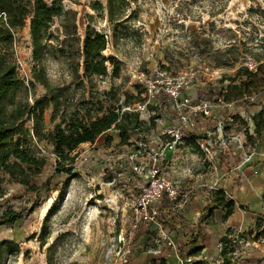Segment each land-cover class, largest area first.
<instances>
[{"label": "rangeland", "instance_id": "obj_1", "mask_svg": "<svg viewBox=\"0 0 264 264\" xmlns=\"http://www.w3.org/2000/svg\"><path fill=\"white\" fill-rule=\"evenodd\" d=\"M60 1L65 8L76 11L82 39L87 24L106 35L108 44L103 55L116 62L115 76L113 66L107 63V76L94 80L93 101L101 102L106 110L109 93L119 114L137 113L138 121L128 131L126 143H120L118 130L110 129L106 133L112 139L109 144L105 136H100L93 144H83L71 153L74 171L63 199L47 221L44 217L52 202L58 201L56 189L66 175L62 168L55 172L51 147L33 142L35 152L48 158L42 175L32 180V184L41 186L40 190L31 192L7 177L0 185V214L4 209L23 210L21 219L0 226V239L10 238L18 248L15 252L12 246L11 252L4 253L3 264H48L50 247L51 264H116L118 238L128 236L134 202L147 183L139 161L150 160L159 149L163 153L170 139L163 133L170 127L183 128L187 137L211 135L212 158H206L196 145L184 139L171 152L176 157L174 154L168 160L169 153L164 151L157 162L163 175L185 192L208 190L215 169H230L239 152H246V147L258 140L249 112L254 104L264 111V90L252 94L257 102L252 104L239 100L227 105L210 95L213 90L239 83L240 76L230 80L237 69L253 62L255 68L249 70L255 71L261 63L258 60L264 58V0H127L124 18H129L116 33L107 15L106 0ZM95 3L102 8L95 9ZM56 27L57 22L51 32ZM13 36L8 53L15 62L17 76L27 87L29 103L45 94L40 85L29 84L33 67L41 66L47 77L60 86L71 82L59 60L47 57L41 65L33 61L28 24ZM185 74L192 76L188 90L181 95L195 109L185 108L186 127L179 122L183 106L163 97L149 98L144 82L139 80ZM71 88V104L86 102L88 86L83 95L78 83H72ZM204 99L212 101L208 115L196 109ZM50 114V109L44 113L48 129L54 124ZM139 144L143 145L141 154H137Z\"/></svg>", "mask_w": 264, "mask_h": 264}, {"label": "trees", "instance_id": "obj_2", "mask_svg": "<svg viewBox=\"0 0 264 264\" xmlns=\"http://www.w3.org/2000/svg\"><path fill=\"white\" fill-rule=\"evenodd\" d=\"M126 1L106 0L107 15L114 33L123 29L126 19L129 18H124ZM93 7L102 8L99 3H95ZM76 16V11L65 8L60 0H0V185L4 182V177H7L9 182L19 184L31 192H38L41 186L32 184V180L42 175L48 158L43 154L38 155L32 145L33 142L49 145L54 155L55 172L62 168L66 178L56 189L58 201L49 206L44 221L56 211L69 185L70 174L74 171V157L71 153L83 144H93L110 129L118 130L120 143H126L128 131L133 130L138 121L137 113L123 111L119 114L110 102L109 93L106 94L109 102L106 110L101 102L93 101L96 97L93 92L94 80L107 76V63L113 66L112 75L115 76L116 62L113 58L103 55L108 44L104 33L87 24L84 38L79 36ZM55 22L57 27L55 32H51ZM26 24L29 28L33 61L41 65L47 57L59 60L64 64L71 79L68 85L60 86L47 77L41 66L33 67L29 84L40 85L45 94L34 98L32 103L27 99V87L17 76L15 62L8 53L13 44L14 32ZM224 55L225 53L222 57ZM258 61L261 63L255 71L246 66L238 68L230 80L235 81L236 77L240 76L239 83L213 90L210 98L220 99L225 103L242 100L244 104L245 97L264 90V58ZM72 83H78L82 87V95L87 91L86 87H89L86 102H69ZM252 103L257 102L255 100ZM48 109L51 111L50 122L54 123L51 129L46 128L44 120V113ZM251 119L254 133L259 138L264 132V111L259 110ZM194 138L191 136L185 140L195 146ZM248 138L252 139V135H248ZM111 140V137L105 136L107 144ZM212 196L214 205L208 207L206 212L210 213L213 208L220 207L225 211L224 218L229 216L234 209V202L227 199L221 189L214 190ZM22 216L23 210L16 212L4 209L0 214V226L12 225ZM230 232L231 230L220 240V253L224 264H229L233 258L234 249L228 238ZM43 243L44 240H40V244ZM16 246L14 241H0V264L5 252H11V248L18 252ZM48 249V264H51V247Z\"/></svg>", "mask_w": 264, "mask_h": 264}, {"label": "crops", "instance_id": "obj_3", "mask_svg": "<svg viewBox=\"0 0 264 264\" xmlns=\"http://www.w3.org/2000/svg\"><path fill=\"white\" fill-rule=\"evenodd\" d=\"M250 109V115H255L260 106L254 104ZM168 153L166 158L171 160L175 153ZM215 178L214 190H223L226 198L234 202L232 213L224 218L225 211L220 207L206 212L214 205V190L186 191L188 198L183 206L163 198L156 205L162 229L155 224L140 225L131 239L130 264H179L161 230L174 241L179 255L189 260L185 264H224L218 244L230 230L236 229L250 245L237 247L229 264H264V132L256 143L246 147V152H239L230 169L216 168L208 185ZM3 240L14 241L0 239Z\"/></svg>", "mask_w": 264, "mask_h": 264}, {"label": "built area", "instance_id": "obj_4", "mask_svg": "<svg viewBox=\"0 0 264 264\" xmlns=\"http://www.w3.org/2000/svg\"><path fill=\"white\" fill-rule=\"evenodd\" d=\"M248 69L255 68V64L250 62L246 65ZM192 75L185 74L183 76H175L172 78H159L155 77L153 79H139L143 81L147 92L149 94V98H160L163 97L169 101H173L176 104L183 106L179 113V122L182 126L186 127L188 124L187 115L185 112L186 107L194 109L191 106H188V98L183 97L181 93H186L189 87V82L191 80ZM246 103H252L255 100V96H247L243 99ZM227 105H231L228 103ZM212 107V101L210 99L202 100L196 107V109L202 111L205 115H208L209 109ZM195 110V109H194ZM192 126V125H190ZM166 136H169L170 139L166 141L163 148V153L159 151H155L152 154V158L148 161H139V168H142L146 171V179L147 183L141 189L140 194L137 196L134 202L132 219L130 220L129 225V233L128 236H120L118 238V245L115 248V255L117 257L116 264H130V256L132 254V244L131 239L136 230L142 224H155L160 229L162 226V222L159 219V212L157 208V203L161 201L163 198H166L170 202H175L178 206H183L187 202L188 193L179 189V187L169 181L162 173L159 168L157 162L160 158L163 157L164 151L173 152L175 151L177 144L182 140L187 138L186 133L181 127H170L166 129L163 133ZM195 145L199 148V150L204 154V156L208 159L212 158V143H211V135L207 134L203 137L194 138ZM143 149V145L139 144L137 148V154H141V150ZM50 155H53L50 153ZM54 156V155H53ZM134 157V156H133ZM212 162L211 160H209ZM217 186V179L210 184L207 185L208 190H214ZM162 238L166 241L167 246L175 250V254L179 261V264L188 263V259L182 258L178 251L176 250L174 241L161 230ZM228 238L231 240V244L234 249L232 255L237 253V247H247L250 245L249 240L243 237L242 232L238 229L233 230ZM219 251H221V244H218Z\"/></svg>", "mask_w": 264, "mask_h": 264}]
</instances>
